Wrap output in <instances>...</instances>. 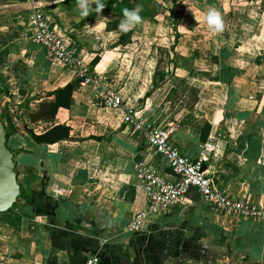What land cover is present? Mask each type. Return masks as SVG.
<instances>
[{"label": "crops", "instance_id": "0c3cea01", "mask_svg": "<svg viewBox=\"0 0 264 264\" xmlns=\"http://www.w3.org/2000/svg\"><path fill=\"white\" fill-rule=\"evenodd\" d=\"M248 1L247 10L264 17V0ZM63 5L42 10L123 105L103 104L93 84L80 82L70 105L54 110L53 92L77 79L76 69L32 40L28 12L0 20V117L21 186L16 206L0 213V264H84L92 256L98 264H264V219L220 213L194 188L167 212L148 214L140 230L128 229L149 203L138 164L173 175L125 121L132 109L175 124L174 143L193 159L205 151L218 188L264 205V42L219 32L207 49L196 42L197 24L176 46L157 17L142 20L120 43L119 29L95 34V3L83 25L76 1ZM168 7L162 10L170 14ZM61 124L69 137L34 139Z\"/></svg>", "mask_w": 264, "mask_h": 264}, {"label": "built area", "instance_id": "2783aa9c", "mask_svg": "<svg viewBox=\"0 0 264 264\" xmlns=\"http://www.w3.org/2000/svg\"><path fill=\"white\" fill-rule=\"evenodd\" d=\"M32 1V0H26ZM30 33L34 42L40 44L54 61L76 69L82 84H93L96 97L107 106H122L119 92L111 89L105 80L95 73L90 65L81 62L76 48L60 32L52 17L41 9L32 11ZM125 121L142 133L144 140L158 154L171 170L173 178L152 168L148 164H138L137 173L140 186L145 191L149 203L139 211L128 226L129 230H140L145 217L150 213H164L182 199L190 189H196L204 201L223 214L240 218L264 219V205L253 204L245 198L233 197L216 186L204 162L208 159L202 149L195 159L183 154L174 143L172 135L175 124L161 125L154 120L137 115L132 109L125 114ZM205 146L211 145L209 142ZM84 264H98L96 256L89 257Z\"/></svg>", "mask_w": 264, "mask_h": 264}, {"label": "rangeland", "instance_id": "374dc122", "mask_svg": "<svg viewBox=\"0 0 264 264\" xmlns=\"http://www.w3.org/2000/svg\"><path fill=\"white\" fill-rule=\"evenodd\" d=\"M5 0H0V4L4 2ZM19 0H6V2H15ZM153 2V5H159L163 4L164 7L170 5L174 6L177 4L178 10L176 11L175 8V17L171 16L168 13H164L162 8H160L158 15L155 17V21L157 22V17H159V20H162L164 25L167 27L168 31L172 30L173 32V37L170 38L168 37L169 41L171 43H175V45H179L183 39L181 37L176 40V34L175 32L177 31L179 34L182 36V32L185 29H196L195 31H200L202 33V40H197V44L199 46H203L204 48H209L210 43L213 42L214 40L211 38V36L214 34L212 31H210L204 22V15L206 13V10L209 7H215L222 15V18L224 20V30L222 31L223 35H227V33H235L236 35H243L245 37H248L246 39H242L245 43L248 41H255V42H264V17H262L260 14L255 15L252 13V10H247L249 8V5H246L248 3V0H178L176 3H173L171 0H150ZM216 1V2H215ZM5 3V2H4ZM62 7H64L63 4H60ZM194 10L195 14L200 17L199 22H197L194 18V13L190 10V6ZM216 5V6H215ZM223 6V7H222ZM175 7V6H174ZM170 8V7H168ZM43 10H48L45 8H42ZM41 9V11H43ZM23 11H18V10H7V11H2L0 12V20L4 22V19L6 18H11L14 20L15 18L19 16V14H22ZM29 14L26 15V22L28 21V18H31V14L29 11H27ZM44 13L47 14V12L43 11ZM225 12H229V15H225ZM245 12V13H244ZM29 15V17H27ZM233 16V20L230 21L229 18ZM244 16H246L248 19H245ZM194 20V21H193ZM241 20L243 21V25L241 28H239V23H241ZM203 26H199L200 23H203ZM230 22V23H229ZM157 28V26H156ZM146 29V28H145ZM155 29V28H154ZM155 34V33H153ZM256 35H258L256 37ZM253 37V38H250ZM211 38V39H210ZM189 42H193L192 40ZM224 42V40H223ZM170 43V44H171ZM150 45V44H149ZM255 47V46H254ZM249 50L251 47H247ZM264 49V48H263ZM264 72V69H263ZM264 75V73H263ZM5 232V231H4Z\"/></svg>", "mask_w": 264, "mask_h": 264}, {"label": "trees", "instance_id": "16d2710c", "mask_svg": "<svg viewBox=\"0 0 264 264\" xmlns=\"http://www.w3.org/2000/svg\"><path fill=\"white\" fill-rule=\"evenodd\" d=\"M19 1H26V0H19ZM76 0H68L64 3H68V2H74ZM173 3H176L178 0H171ZM102 3L105 4V8L102 10V12L100 14H97L95 12V8H96V4L94 6V13L95 15H105L108 20H107V30H115V29H119L118 26L121 23V21L124 18V9H136L140 16L142 17V20L147 19L150 21H155V17L156 15H158L160 8L164 7L163 4H159V5H153V2L150 0H101ZM63 4V3H61ZM60 5V4H58ZM58 5H54L52 7H45V9H49V8H55ZM177 4H175L174 6H176ZM174 6L171 8H168L170 11V15L175 17V12H174ZM91 17L88 16L87 18L82 19L79 24L83 25L86 21L90 20ZM133 33V30H130L127 33H121V37L119 42L120 43H127L130 40V37ZM176 34V40L175 42H177V39H179V37L181 36V34H179L177 31L175 32ZM174 46V45H173ZM176 57V55H175ZM178 58H183L186 59L182 56H177ZM100 60V56L99 54H97L94 59L91 61V65H96ZM175 64L176 61H175ZM81 82V79L77 77V79L69 82L66 86L62 87V88H58L56 89L53 94L56 95V101L53 103V108L54 110L58 109L60 106H67L70 105V103L72 102V93L75 90L76 86ZM182 83L185 85L184 90H188L191 92V94H193V88L189 87L187 84H185V81L182 80ZM150 92H147V94ZM197 100V95L195 96V101ZM60 134L59 137L56 134ZM47 134L56 136L54 137L53 141H58L59 139H65L67 137H69V127L66 125H58L55 126L54 128H52L49 132H47L45 135H36L33 134V137L36 141H44L47 138ZM9 132L7 131V137H9ZM58 139V140H55ZM21 195V193H20ZM19 198V197H18ZM18 200V199H17ZM17 204V201L15 202L14 206L12 208H14ZM9 209L8 211L12 210Z\"/></svg>", "mask_w": 264, "mask_h": 264}, {"label": "water", "instance_id": "95a60500", "mask_svg": "<svg viewBox=\"0 0 264 264\" xmlns=\"http://www.w3.org/2000/svg\"><path fill=\"white\" fill-rule=\"evenodd\" d=\"M68 0L15 1L0 4V12L7 10L34 11L52 7ZM7 130L0 117V213L11 209L21 193L18 181L15 153L7 144Z\"/></svg>", "mask_w": 264, "mask_h": 264}, {"label": "clouds", "instance_id": "9594fccd", "mask_svg": "<svg viewBox=\"0 0 264 264\" xmlns=\"http://www.w3.org/2000/svg\"><path fill=\"white\" fill-rule=\"evenodd\" d=\"M95 3L97 6L95 8V12L100 14L102 10L105 8V4L101 2V0H76L77 10L79 15L83 18H87L92 12H90L89 4ZM185 4L186 0H185ZM188 5V4H187ZM190 6V5H189ZM190 10L194 13L195 19L199 22L200 17L197 16L194 10L190 6ZM204 22L206 23L208 29L213 33H219L224 30V20L222 18L221 13L215 7H209L206 10V13L203 17ZM142 22V17L136 9H124V19L119 24L118 28L122 33L129 32L133 27L140 24ZM97 37H101L103 35L104 29L106 28L105 23L101 16H97V23L93 26L91 25ZM85 27H88L86 25Z\"/></svg>", "mask_w": 264, "mask_h": 264}]
</instances>
